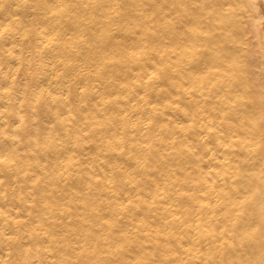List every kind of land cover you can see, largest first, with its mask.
Returning a JSON list of instances; mask_svg holds the SVG:
<instances>
[{
	"label": "bare ground",
	"instance_id": "bare-ground-1",
	"mask_svg": "<svg viewBox=\"0 0 264 264\" xmlns=\"http://www.w3.org/2000/svg\"><path fill=\"white\" fill-rule=\"evenodd\" d=\"M249 2L166 3L191 87L176 136L162 0H0V264H259L264 25ZM227 78L253 100L245 137Z\"/></svg>",
	"mask_w": 264,
	"mask_h": 264
},
{
	"label": "rangeland",
	"instance_id": "rangeland-1",
	"mask_svg": "<svg viewBox=\"0 0 264 264\" xmlns=\"http://www.w3.org/2000/svg\"><path fill=\"white\" fill-rule=\"evenodd\" d=\"M165 1V2H164ZM162 0V4H161V6L165 9H163V11L164 12H162V14L163 13H167L169 10H172V8H170L171 6H170V4H169V0ZM168 2V3H167ZM164 3V4H163ZM169 4V6L170 7H167V4ZM227 6V5H226ZM228 8V7H227ZM174 10V9H173ZM172 10V11H173ZM161 11V10H160ZM167 11V12H166ZM171 11H169L168 13H167V15H165V17H164V19H167V21H166V23H165V21H164V19H163V21H164V23L163 24H166V25H163V29H164V31H163V33L161 34V41H162V47H165L163 50H165V51H163L162 50V52H164V57L165 56H167L168 55V57H170V58H168V57H165L164 59L166 60H164V62H167V63H165V65H166V67L165 68H168L169 70H170V72H169V70L168 69H166L165 71H166V74H165V80H164V82H165V85H168V86H164V92H165V94H164V97H166L167 96V93L166 92H168V96L166 97V98H164L165 99V101H164V106H165V128H166V131L168 132V133H172V132H174L175 134L174 135H176L177 136V134H178V136H180V135H182V134H180V133H182V132H185V131H183V128L184 129H188L189 127L187 126L186 128H185V123L187 122V125H189V118H190V115H188V114H190V112L188 111V113H186V111L187 110H189V109H187L185 106H187V98H189V96L188 95H190V94H188V91H189V89H191V87H189V88H187L186 89V87L189 85V82L188 81H186L187 79H184V78H181L180 77V75H181V73L185 70V67H183V66H185L186 65V61H184V63H182V61H183V59H182V57H183V55H181V54H179L178 53V51L176 50V49H178V44H180V43H178L179 41H178V38H177V35L174 37L173 36V34H174V32L172 31V29L174 28L173 26H172V24H173V17L170 19L169 18V15L171 14L170 13ZM170 13V14H169ZM168 16V17H167ZM173 16V15H172ZM167 17V18H166ZM162 18H163V15H162ZM168 20H170V22H168ZM162 21V22H163ZM172 21V22H171ZM171 24V26L173 27L172 29H171V26L168 24ZM169 26V27H168ZM165 27V28H164ZM175 29V28H174ZM169 31V32H168ZM173 32V33H172ZM164 33H166V34H164ZM177 40H176V39ZM227 39H231V36L229 37V38H227ZM234 40H238V38L237 39H235V38H233ZM232 39V40H233ZM229 40H226L227 41V43L229 42V44L231 45V46H234V43H233V41H229ZM171 45V46H169V44ZM226 43V44H227ZM177 44V45H176ZM236 45L238 44L237 42L235 43ZM166 46H168V48L166 47ZM169 47H171V48H169ZM230 47V46H229ZM174 48V49H173ZM169 49V50H168ZM169 51V53H168V51ZM172 51V52H171ZM177 51V52H176ZM177 53V54H176ZM171 54V55H170ZM177 55V56H176ZM179 57H181V58H179ZM236 57V56H235ZM179 58V60H180V62L177 60ZM184 58V57H183ZM182 60V61H181ZM168 63H171V64H168ZM179 64H181L182 66H180ZM184 64V65H183ZM164 65V66H165ZM172 66V67H171ZM175 68H174V67ZM172 68V70L170 69V68ZM184 68V69H183ZM174 69V70H173ZM167 70H168V73H170V74H168L167 73ZM181 70H183L182 72H181ZM172 71V72H171ZM174 71V72H173ZM235 72H236V70H235ZM171 73H172V76H171ZM171 77V78H167V77ZM171 83H170V82ZM169 84H168V83ZM184 82V84H183V86H181L182 85V83ZM167 83V84H166ZM187 85H186V84ZM197 83V82H196ZM195 83V84H196ZM192 87H193V85H191ZM168 87H169V89H168ZM196 87V86H195ZM167 88V89H166ZM185 88V89H184ZM165 89H166V91H165ZM193 89H194V87H193ZM184 90V91H183ZM195 90H197V89H195ZM196 92V91H195ZM179 93V94H178ZM184 93V94H183ZM186 93V94H185ZM197 94V93H196ZM179 96H181L180 98H179ZM185 96V97H184ZM188 96V97H187ZM180 99V100H179ZM184 101V102H183ZM165 102H167V103H165ZM179 102V103H178ZM186 102V103H185ZM182 103V104H181ZM184 103L186 104L185 106H184ZM177 104L180 106H177ZM202 104H204V103H202ZM206 104V103H205ZM203 106V105H202ZM179 107V108H178ZM181 107H183V108H181ZM206 107H207V104H206ZM184 108H185V110H184ZM177 109H178V111H177ZM182 109V111H180ZM179 111H180V115H177V114H179ZM182 112V113H181ZM185 112V113H184ZM206 111H203L202 112V114L200 115V116H205V115H207L206 113H205ZM196 113V115H198V111L197 112H195ZM183 114V118H182V115ZM205 114V115H204ZM178 117H177V116ZM185 115V116H184ZM188 117H187V116ZM179 116L181 117V119L179 118ZM199 116V117H200ZM176 117V118H175ZM178 119V122H176V124H173V123H168V122H172V121H174V120H177ZM187 119V120H186ZM179 120H180V122H179ZM183 120V121H182ZM197 120V119H196ZM181 121L183 122V124H181ZM189 122V123H188ZM179 123V124H178ZM168 125H170V127H168ZM178 125H183L182 127L180 126H178ZM200 127H202V126H199V128ZM206 127V126H205ZM178 128V129H177ZM180 128H181V132H180ZM202 128H204V127H202ZM179 130V131H178ZM202 129H200V131H201ZM207 129L205 128V131H206ZM210 130H214V128H212V129H210ZM203 132H204V129H203ZM206 133V132H205Z\"/></svg>",
	"mask_w": 264,
	"mask_h": 264
},
{
	"label": "crops",
	"instance_id": "crops-1",
	"mask_svg": "<svg viewBox=\"0 0 264 264\" xmlns=\"http://www.w3.org/2000/svg\"><path fill=\"white\" fill-rule=\"evenodd\" d=\"M234 61H235V59H234ZM235 62H236V61H235ZM234 65H235V64H233V66H234ZM228 69H229V68H228ZM233 69H234V67L232 68V70H233ZM229 70H230V69H229ZM229 70H228V72H229ZM230 71H231V70H230ZM234 74H235V73H234ZM235 75H237V73H236ZM235 75H234V76H235ZM238 75H239V74H238ZM243 75H244V74H243ZM238 77H239V76H238ZM238 77L235 76L234 78H236V79H234V80H238V79H237ZM230 78L232 79V78H233V75L230 76ZM243 78H244V77L241 76V77L239 78L241 81H240V80H238V81H240V82L242 83L243 80H244ZM229 80H230V79H228V78L226 79V84H229V82H230V83H231L230 86L233 85V86L235 87V88H234V87L232 86L233 89H235V90H232V94H233V91H234V95H232L231 93L228 92L230 95H232V96H230L228 93L225 92V96H224V97H226V94H227L228 96L232 97L233 99L230 98V97H228V98L231 100L232 104L230 103V100H227L226 98L221 97V96L218 94V95L220 96L219 99H220V98H222V99L224 98V100L226 99V100L231 104V106H233V111H234V112H235V111H236V112L239 111L238 109H239V107H240L242 104H243V105H242V108H244V107H247V108H248V109H247V108H244V109H243V112H244L245 114L242 112V108L240 109V110H241V111H240L241 113L239 112L240 114H238V115H241V116H239V117H241V118L244 120V122H242L241 124L243 125V123H244V125H245V124L248 125V127H247V125L243 126V129H244V130L241 129V130H242V131H241V135H242V136H241V135H240V136H241V137H245V134H246V135H249V133H248V131H249L248 128L251 127V125H252L253 122H254V121H253V122L251 123V119L254 120L255 117H256V116H255L256 114H254L256 111H255V109H253L254 106H252L253 104L250 103V102H253V100L251 101V99H252V98L250 97L251 94H250V95L248 94V93H250V91L247 89V87H245L246 85L243 84V87H241L242 85L240 86V83L238 82L237 84H239V86H240V87H239V86L236 84V81H233L234 84H232V81H229ZM227 82H228V83H227ZM193 83H194V81H193ZM192 85H195V84H192ZM228 86H229V85H228ZM236 86H238V87L236 88ZM245 88H246V89H245ZM237 90H238V91H237ZM239 90H241V91H239ZM194 93H195V92H193L192 95H193ZM238 93H239V94H238ZM220 94H221V93H220ZM235 94H236V95L238 94L239 96L242 95V96L240 97L242 100L247 99V100H245V101H246V104H247L248 106H245V105H244L245 103H243L244 101H242L240 98H238L239 96H238V95L236 96ZM245 94H246V96L249 95V96H248L249 98H248V97H246V98L243 97V96H245ZM194 95H195V94H194ZM194 95H193V96H194ZM193 96H192V97H193ZM222 96H223V95H222ZM235 96H236V97H235ZM194 97H195V96H194ZM194 97H193V98H194ZM217 98H218V96L216 97V99H217ZM250 98H251V99H250ZM219 99H218V101H219ZM222 99H220V100H222ZM236 99H237L238 101H237ZM249 99H250V100H249ZM226 100H225V101H226ZM248 100H249L250 102H249ZM233 101H234V102H233ZM239 101H242V102L240 103ZM216 102H217V101H216ZM216 102H215L214 104H215V106H217V108H218V107L220 106L219 103H220L221 101H219V103H216ZM228 102H226V103H228ZM247 102H248V103H247ZM209 103H210V102H209ZM222 103L224 104L223 100H222ZM222 103H221V104H222ZM233 103H234V104H233ZM238 103L240 104V106H239V107H238V106L236 107L235 105H237ZM249 103H250V104H249ZM214 104L212 105V108H213V109L211 108V110H212V115H213L212 121L214 122V125H215L216 122L222 120V119L220 118V117H222V116H221V115L219 116V114H216V115L213 114L214 111H217V112H218V111L220 110V108H221V106H220V107L217 109L216 107H214ZM216 104H219V105H216ZM239 104H238V105H239ZM250 106H252L253 108L250 107ZM249 107H250V108H249ZM215 108H216V109H215ZM231 109H232V107H231ZM234 109H235V110H234ZM249 109H250V110H249ZM252 110H253V114H254V116L251 115V114H252V112H251ZM246 111H247L248 113H247ZM249 112H251V113L249 114ZM237 113H238V112H237ZM220 114H221V113H220ZM242 114L244 115V117H245L246 115L248 116V117L246 116L247 119H248V121H247V119H244V117H243ZM249 115H250V116H249ZM217 116H218V117H217ZM236 116H237V115H236ZM232 117H233V118L235 117V113H234V115H233ZM232 117H230V119H231ZM237 117H238V116H237ZM237 117H235V118H237ZM239 117H238V118H239ZM219 118H220V119H219ZM233 118H232V119H233ZM235 118H234V119H235ZM238 118H237V119H238ZM217 119H218V120H217ZM234 119H233L232 122H234ZM237 119H235V120H237ZM242 119H241V120H242ZM249 119H250V120H249ZM241 120H240V118H239V120H237V122L239 121L238 124H240ZM243 120H242V121H243ZM245 121H247V122H245ZM235 122H236V121H235ZM237 122H236V124H237ZM249 122H250V125L248 124ZM244 127H245V128H244ZM247 130H248V131H247ZM250 130H251V129H250ZM243 131H244V132H243ZM246 132H247L248 134H247ZM249 132H250V131H249ZM237 133H238V132H237ZM239 133H240V132H239ZM242 133H244V134H242Z\"/></svg>",
	"mask_w": 264,
	"mask_h": 264
},
{
	"label": "snow or ice",
	"instance_id": "snow-or-ice-1",
	"mask_svg": "<svg viewBox=\"0 0 264 264\" xmlns=\"http://www.w3.org/2000/svg\"><path fill=\"white\" fill-rule=\"evenodd\" d=\"M8 7V5H0V11H4ZM247 8L251 9L253 14L259 16V20L257 22L261 25H264V3H260L259 0H250ZM261 108L262 111H264V100H262ZM260 128L262 129V139H264V116L261 118ZM4 162V159L0 158V163ZM262 179H264V175H262ZM259 264H264V258L259 261Z\"/></svg>",
	"mask_w": 264,
	"mask_h": 264
}]
</instances>
